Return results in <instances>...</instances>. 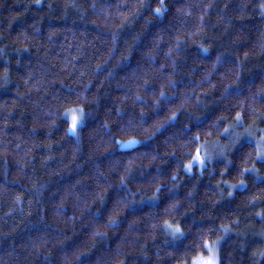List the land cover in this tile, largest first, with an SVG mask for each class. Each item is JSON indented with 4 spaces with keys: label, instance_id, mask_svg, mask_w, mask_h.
I'll use <instances>...</instances> for the list:
<instances>
[{
    "label": "clouds",
    "instance_id": "clouds-1",
    "mask_svg": "<svg viewBox=\"0 0 264 264\" xmlns=\"http://www.w3.org/2000/svg\"><path fill=\"white\" fill-rule=\"evenodd\" d=\"M0 264H264V0H0Z\"/></svg>",
    "mask_w": 264,
    "mask_h": 264
},
{
    "label": "snow or ice",
    "instance_id": "snow-or-ice-1",
    "mask_svg": "<svg viewBox=\"0 0 264 264\" xmlns=\"http://www.w3.org/2000/svg\"><path fill=\"white\" fill-rule=\"evenodd\" d=\"M73 120H75V117H73Z\"/></svg>",
    "mask_w": 264,
    "mask_h": 264
}]
</instances>
